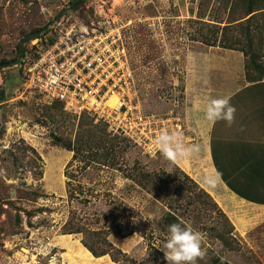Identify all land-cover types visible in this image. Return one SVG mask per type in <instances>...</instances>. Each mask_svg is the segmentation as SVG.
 <instances>
[{"label": "rangeland", "instance_id": "obj_1", "mask_svg": "<svg viewBox=\"0 0 264 264\" xmlns=\"http://www.w3.org/2000/svg\"><path fill=\"white\" fill-rule=\"evenodd\" d=\"M248 6L247 0H0V61L17 58L21 40H28L34 30L46 29L42 34L46 33L61 19L83 29L120 32L137 90L133 104L139 111L138 118L125 123L124 132L111 127L116 117L108 120L109 125L102 117L83 113L104 126L119 147L106 165L90 162L88 153L74 160V152L55 144L53 135L75 141L83 114L64 108L71 115L66 118L40 92L23 91L18 66L0 68V91L6 93L0 104V264H102L85 259L83 233L64 234L71 219L85 231L103 230L109 241L137 262L153 258L154 250L165 254L160 247L168 226L183 220L204 236L203 254L196 264H211L214 258L229 264H263L235 228L230 242L219 238L225 222L216 210L186 206L199 189L208 192L187 173L199 187L185 180L181 167L157 142L165 132L183 140L188 61L192 78L206 72L211 56L215 76V68L228 70L233 65L220 62L217 67L221 53L209 51L222 47L204 44L203 36L218 30L221 38L229 24L237 35L233 24L241 22L242 39L243 32L253 31L252 38L264 50V42L259 41L264 35L259 36L257 27L264 15L248 22L253 15L244 17ZM235 51L243 56L236 63L241 68L245 64L246 74L245 55ZM23 52L33 54L29 41ZM142 173H150L160 189L140 185V180L146 184ZM120 201L136 214L122 215L124 225L134 224L137 230L124 239L113 229ZM90 254L117 264L110 255Z\"/></svg>", "mask_w": 264, "mask_h": 264}, {"label": "crops", "instance_id": "obj_2", "mask_svg": "<svg viewBox=\"0 0 264 264\" xmlns=\"http://www.w3.org/2000/svg\"><path fill=\"white\" fill-rule=\"evenodd\" d=\"M209 52L221 53L217 67L220 62L233 65L228 70L215 68V76L211 56L206 72L192 78L188 61L182 144L191 151L173 160L215 199L264 264V79L249 81L245 64L241 68L236 63L243 56L235 50L212 48ZM1 78L0 74V82ZM190 79V86H196L191 92ZM225 95L236 108L234 120L208 122L204 102Z\"/></svg>", "mask_w": 264, "mask_h": 264}, {"label": "built area", "instance_id": "obj_3", "mask_svg": "<svg viewBox=\"0 0 264 264\" xmlns=\"http://www.w3.org/2000/svg\"><path fill=\"white\" fill-rule=\"evenodd\" d=\"M121 40L117 30H88L59 20L30 42L33 54L19 59L23 91H38L66 110L97 115L109 125L116 117L111 127L124 132L125 123L138 118L139 111L133 104L134 74ZM114 96L118 103L110 106Z\"/></svg>", "mask_w": 264, "mask_h": 264}, {"label": "trees", "instance_id": "obj_4", "mask_svg": "<svg viewBox=\"0 0 264 264\" xmlns=\"http://www.w3.org/2000/svg\"><path fill=\"white\" fill-rule=\"evenodd\" d=\"M4 1L6 2L7 0ZM76 1L81 3L84 2V0H75V2ZM247 2L249 3L250 8H248V10L245 12L244 17H248L253 14L249 19H247L248 22H250L252 19L256 20L260 13L262 16L264 15V0H247ZM238 20H235L233 22L235 23ZM257 23H258L257 27H259L258 28L259 36L264 35V16L262 22H260L259 20ZM233 25L237 26V31H238L237 35L234 34V31H232V25L229 24L223 28V35H221V38H218L217 36V34L219 33L218 30L216 32L215 30H211L212 33H210L209 36L208 35L205 37L203 36V39L201 41L208 46H220L225 49L242 51L246 58V76L249 79V81L255 82V81L263 80L264 79L263 45L260 46L259 43L257 44V41L252 38L253 31L248 30L249 31L248 33L243 32V34L245 33L246 35L242 39V35L239 34V30L242 27L241 22ZM216 26L217 25L215 24H210L208 27L216 28ZM45 30L46 29L34 30L31 33H29L27 36L30 39L29 42H31L34 38L41 36L42 33L45 32ZM263 38L261 37L259 40L261 43L264 42ZM24 41L25 39L21 40L20 43L18 44V49L20 51V54L17 58H14L12 61L19 60L22 58V56L25 55V53L23 52ZM5 62H9V61L5 59L0 61V63H5ZM5 101H6V93L2 90L0 91V104H2ZM53 107L56 111H59L61 114L65 115L66 118H69L71 116L63 111L64 110L63 103L59 101H55L53 103ZM109 140L110 139L108 138L107 129L104 126H101V124L99 123L96 124L94 122V119L87 114H83L79 120L78 132L75 141H72V139L64 138L59 135H53V142L55 144L74 152V158H73L74 160L80 157H86L85 155H87L88 153V158L90 162L95 160L104 164L107 163L106 162L107 159L111 158L113 152H116V150L119 147L116 140L113 139H111L110 141ZM171 164L174 165V163L172 162ZM179 171L185 177V180H188L197 188L199 187L184 171L181 170ZM151 176L152 175L150 173H142L141 177H144L146 184H144L143 180H140L138 183L144 187L151 186V190H157L159 188L158 181L153 179ZM34 196H38V194H34ZM165 198L168 199L167 197ZM116 203L118 204V207L121 211H120V216L118 215H117L118 217L114 216V221H116L117 224L114 223L115 227H113V229L115 230L114 233H116L118 236L124 239L132 236L135 232H137V230L136 227L133 226L134 224L124 225V223L122 222L123 221L122 215L132 214L133 215L132 217H135L136 214L135 211L131 207L127 206L125 203L121 201ZM189 205L194 206L196 209L200 208V210L202 209L204 211L216 210L217 214H219V216L225 222L223 233H218L217 235L224 242H228V241L230 242L232 238L230 234L232 230H234V227L232 226L228 217L222 212L218 204L213 200V198L208 193H206L203 189H199L198 193L194 195L192 199L187 201L186 206ZM170 206H171L170 209H172L173 205L170 204ZM179 207H182V205H180ZM173 213L178 214L176 210L173 211ZM75 233L84 234L83 244L95 257L110 255L112 260L117 264H168V261L165 258V254L157 250H154L155 256L153 258H149L146 261L137 262L136 260L131 259L127 254H124L111 241H109L106 233L103 232V230L85 231L80 224L78 223L74 224L71 219L69 221V224H67V226L65 227L64 234H75ZM211 264H229V263L226 260H222L221 258H214Z\"/></svg>", "mask_w": 264, "mask_h": 264}, {"label": "clouds", "instance_id": "obj_5", "mask_svg": "<svg viewBox=\"0 0 264 264\" xmlns=\"http://www.w3.org/2000/svg\"><path fill=\"white\" fill-rule=\"evenodd\" d=\"M236 108L230 103V96L209 98L204 102V118L211 123L217 120H234ZM166 155L169 157L183 156L190 153L179 136L176 134L162 133L157 137ZM203 233L191 223L181 220L168 226L166 239L161 248L165 253L168 264H196L202 252Z\"/></svg>", "mask_w": 264, "mask_h": 264}, {"label": "bare ground", "instance_id": "obj_6", "mask_svg": "<svg viewBox=\"0 0 264 264\" xmlns=\"http://www.w3.org/2000/svg\"><path fill=\"white\" fill-rule=\"evenodd\" d=\"M117 103H118V98H117L116 96H114V97H112V98L110 99L109 105H111V106H115ZM60 240H61L62 242H65V241H66L64 237H62ZM86 250H87V249H86ZM84 256H85V259H86L87 261L98 260V262H101L102 264H106V259H94V257L90 254L89 250H87V251L85 252ZM85 259H84V260H85ZM86 260H85V261H86Z\"/></svg>", "mask_w": 264, "mask_h": 264}, {"label": "water", "instance_id": "obj_7", "mask_svg": "<svg viewBox=\"0 0 264 264\" xmlns=\"http://www.w3.org/2000/svg\"><path fill=\"white\" fill-rule=\"evenodd\" d=\"M30 39L28 38V40L25 41H29ZM24 41V43H25ZM19 64V60H15V61H9V62H5V63H0V68L2 69H6L12 66H18Z\"/></svg>", "mask_w": 264, "mask_h": 264}]
</instances>
